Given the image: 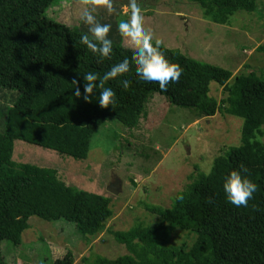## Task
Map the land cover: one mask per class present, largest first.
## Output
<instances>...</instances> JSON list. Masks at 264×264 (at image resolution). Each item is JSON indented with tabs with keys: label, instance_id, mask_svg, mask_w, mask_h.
Listing matches in <instances>:
<instances>
[{
	"label": "trees",
	"instance_id": "16d2710c",
	"mask_svg": "<svg viewBox=\"0 0 264 264\" xmlns=\"http://www.w3.org/2000/svg\"><path fill=\"white\" fill-rule=\"evenodd\" d=\"M56 0H0V89L17 93L0 112V245H19L28 220L63 219L90 243L112 217L111 198L64 182L56 169L12 160L14 141L50 149L75 160L87 158L94 133L108 120L137 129L152 94L187 108L197 118L218 111L242 118L240 144L214 158L212 174L198 172L172 199L170 207L147 205L160 221L111 232L127 254L109 259L83 257L79 264H264V74L233 73L199 61L175 48L166 56L183 68L180 80L162 92L156 82H144L130 70L107 81L116 92V104L101 108L98 100L85 102L83 74L102 77L118 56L119 40L112 39L111 59L101 60L80 43L85 33L76 26L45 17ZM197 3L219 24H228L238 10L256 12V0H180ZM264 52V44L258 47ZM131 77L124 88L120 80ZM73 79L82 96H74ZM223 87L226 97L210 94L211 83ZM96 96L99 91L94 90ZM244 164L258 190L247 207L236 208L222 190V177ZM182 195L183 199H177ZM175 229L194 233L190 246L171 244ZM67 251L52 264H73ZM0 264H7L0 253Z\"/></svg>",
	"mask_w": 264,
	"mask_h": 264
},
{
	"label": "rangeland",
	"instance_id": "374dc122",
	"mask_svg": "<svg viewBox=\"0 0 264 264\" xmlns=\"http://www.w3.org/2000/svg\"><path fill=\"white\" fill-rule=\"evenodd\" d=\"M256 12L238 10L228 24L211 20L197 3L180 0H139L144 24L163 46L180 50L199 61L221 66L233 76L255 72L264 74V0H256ZM128 0H113L115 11L108 13L96 6L97 20L109 23V38L119 40L117 63L131 57L135 45L118 32V23L126 19ZM83 0H56L45 17L76 26L88 34V26L80 20ZM90 35V34H89ZM130 70H134V63ZM210 94L218 101L226 97L222 86L211 83ZM17 93L0 89V112L10 106ZM137 129L108 120L91 139V148L84 160H75L50 149L16 140L12 160L56 169L59 177L79 189L111 198L112 217L104 231L86 241L72 223L63 219L46 221L32 216L29 227L22 233L19 245L4 240L0 253L7 264H52L67 251L79 264L83 257L96 255L109 259L127 254L123 244L115 241L111 232L126 231L139 224L154 225L158 215L145 206L170 207L174 196L189 185L198 172L212 167L215 157L240 144L242 118L217 112L210 117L197 118L192 111L172 105L165 96L152 94L146 103ZM3 118L0 117V130ZM264 139V137H263ZM120 182L117 193L107 188ZM194 233L175 229L168 240L176 246H190Z\"/></svg>",
	"mask_w": 264,
	"mask_h": 264
},
{
	"label": "clouds",
	"instance_id": "9594fccd",
	"mask_svg": "<svg viewBox=\"0 0 264 264\" xmlns=\"http://www.w3.org/2000/svg\"><path fill=\"white\" fill-rule=\"evenodd\" d=\"M85 5L80 13V20L88 26V34L80 37V43L99 59H111L113 53V41L109 38L112 25L100 23L96 15V6H103L108 13L115 11L113 0H83ZM126 19L118 23V32L121 36L129 39L134 47L131 48V57L124 56L119 62L112 64L110 69L101 77L99 73L89 71L83 74V96L79 87V81L73 79L74 96L81 97L85 102L91 103L98 100L101 108H107L116 104L117 95L112 87L105 83L117 77H123L128 73L134 63L135 75L144 82H156L162 92L167 91L169 83L180 80L183 68L179 63L171 61L163 49L164 41L155 37L154 32L145 26L144 13L139 0H128L125 9ZM90 34V35H89ZM131 77L120 80V85L127 88ZM99 91V96L96 92ZM205 175L212 174V167L205 170ZM222 190L227 200L236 208L247 207L253 194L257 192L258 185L255 183L249 170L244 164L228 171L222 177ZM177 199H183L178 195Z\"/></svg>",
	"mask_w": 264,
	"mask_h": 264
},
{
	"label": "water",
	"instance_id": "95a60500",
	"mask_svg": "<svg viewBox=\"0 0 264 264\" xmlns=\"http://www.w3.org/2000/svg\"><path fill=\"white\" fill-rule=\"evenodd\" d=\"M120 187V182L115 181L113 182L108 188L107 190L113 194L117 193V189Z\"/></svg>",
	"mask_w": 264,
	"mask_h": 264
}]
</instances>
